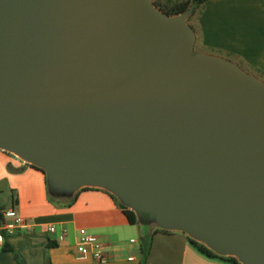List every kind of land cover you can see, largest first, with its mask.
<instances>
[{"label": "water", "instance_id": "95a60500", "mask_svg": "<svg viewBox=\"0 0 264 264\" xmlns=\"http://www.w3.org/2000/svg\"><path fill=\"white\" fill-rule=\"evenodd\" d=\"M152 0H0V149L264 264V81Z\"/></svg>", "mask_w": 264, "mask_h": 264}, {"label": "crops", "instance_id": "0c3cea01", "mask_svg": "<svg viewBox=\"0 0 264 264\" xmlns=\"http://www.w3.org/2000/svg\"><path fill=\"white\" fill-rule=\"evenodd\" d=\"M195 33L201 51L230 60L264 81V0H208L196 18ZM49 190L41 169L0 149V211L15 207L32 222L29 230L13 235L0 226V264H227L201 256L181 231L160 232L148 215L135 212L137 223L131 224L103 189L80 188L69 195L78 192L69 207L53 203ZM52 226L56 233L49 232ZM82 235L106 245L107 261L77 253Z\"/></svg>", "mask_w": 264, "mask_h": 264}, {"label": "trees", "instance_id": "16d2710c", "mask_svg": "<svg viewBox=\"0 0 264 264\" xmlns=\"http://www.w3.org/2000/svg\"><path fill=\"white\" fill-rule=\"evenodd\" d=\"M208 0H152L153 4L157 9L160 11L168 14L169 16H177L181 15L184 13H187L190 11V14L187 18V22L189 25L193 28L195 31V22L196 18L202 13L205 7V3ZM238 65V64H237ZM241 67V66H240ZM242 68V67H241ZM243 69V68H242ZM246 72V70H244ZM260 79V78H258ZM261 80V79H260ZM36 167V166H35ZM39 168V167H37ZM41 169V168H39ZM45 174L46 172L41 169ZM48 182V179H47ZM105 190V189H103ZM108 192L113 199L116 201L118 206L123 209L125 215L129 219V222L131 224H136L137 223V218L135 215V212L131 210L129 207H127L125 204H123L117 196L109 192L108 190H105ZM78 192L74 194L72 197H69V195H59L56 193H53L49 190V199L53 203H57L59 206L62 207H69L71 206L75 200L77 199ZM160 232H170L168 230H164L159 228ZM184 233V232H183ZM186 234V233H184ZM187 239L190 244V246L201 256L211 259V260H218L227 264H242L236 257L234 256H223L217 254L215 251L209 249L206 245L196 241L195 239L191 238L188 234ZM150 248L149 246L147 247L146 250L143 249V254H144V259L147 258L149 254ZM47 264H51L50 261L47 262ZM142 264H145V262H142Z\"/></svg>", "mask_w": 264, "mask_h": 264}, {"label": "built area", "instance_id": "2783aa9c", "mask_svg": "<svg viewBox=\"0 0 264 264\" xmlns=\"http://www.w3.org/2000/svg\"><path fill=\"white\" fill-rule=\"evenodd\" d=\"M7 221H10L11 223L7 224ZM0 226L6 234L13 235L20 229L29 230L32 227V222L19 215L15 207H11L0 211ZM49 232L56 233V228L54 226L50 227ZM66 233L67 230L63 229L61 233L62 237H64ZM77 253L81 257L91 256L98 262H105L108 259L106 245L96 237L90 235H82L79 238L77 243Z\"/></svg>", "mask_w": 264, "mask_h": 264}, {"label": "rangeland", "instance_id": "374dc122", "mask_svg": "<svg viewBox=\"0 0 264 264\" xmlns=\"http://www.w3.org/2000/svg\"><path fill=\"white\" fill-rule=\"evenodd\" d=\"M195 53H205V54H210V55H214L212 53H209V52H206V51H201V49L198 47V46H195V49H194ZM216 56V55H215ZM244 70V69H243ZM258 78V77H257Z\"/></svg>", "mask_w": 264, "mask_h": 264}]
</instances>
